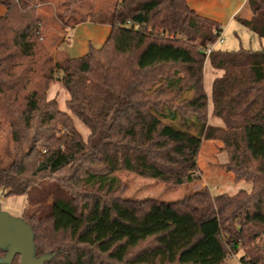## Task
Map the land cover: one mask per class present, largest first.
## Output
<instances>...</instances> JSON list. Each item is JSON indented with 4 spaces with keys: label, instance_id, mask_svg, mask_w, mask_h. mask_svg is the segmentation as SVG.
Segmentation results:
<instances>
[{
    "label": "trees",
    "instance_id": "obj_1",
    "mask_svg": "<svg viewBox=\"0 0 264 264\" xmlns=\"http://www.w3.org/2000/svg\"><path fill=\"white\" fill-rule=\"evenodd\" d=\"M83 1L60 6L75 14ZM44 5L0 0V134L8 131L14 147L0 168L1 195H26L47 179L70 197L66 208L54 201L46 212L41 203L23 219L35 257L44 264H224L241 251L240 264H264V50H213L209 67L222 75L207 95L201 47L222 30L186 0H115L97 20L110 26L106 41L59 60L37 35ZM245 7L250 18L236 20L264 39V0ZM173 27L180 38L160 36ZM54 82L67 95L64 110L47 98ZM211 140L222 143L227 170L250 192L200 187L178 201L117 198V171L195 184L201 142ZM4 255L0 249V264H19Z\"/></svg>",
    "mask_w": 264,
    "mask_h": 264
},
{
    "label": "rangeland",
    "instance_id": "obj_2",
    "mask_svg": "<svg viewBox=\"0 0 264 264\" xmlns=\"http://www.w3.org/2000/svg\"><path fill=\"white\" fill-rule=\"evenodd\" d=\"M49 5L41 6L38 11L41 16L40 40L43 41L45 49L51 53L54 59H64L68 55L72 58H80L88 52L91 45L93 48L100 47L107 39L109 26L98 24L100 17H106L113 9L115 0H84L81 5L75 7V14L64 13L61 7V0H48ZM4 7V6H3ZM5 8V7H4ZM6 9V8H5ZM3 10L1 7L0 12ZM6 12V11H5ZM5 14V13H4ZM3 14V15H4ZM61 15V16H60ZM240 16L250 18V13L246 7L239 13ZM79 28L73 30L75 22L81 21ZM223 41L216 45V49L226 51H238L240 49L264 50V39L242 26L238 21H234L223 29ZM64 45V46H63ZM63 46V50L60 49ZM66 51V52H65ZM68 54V55H67ZM222 75V72L212 70L209 67L208 59L204 60L203 78L204 90L209 95V88L213 78ZM47 98H55L59 106L64 110V102L67 98L61 83L54 82ZM77 129L85 139L88 131L82 129L79 123ZM209 124L220 126L218 120H210ZM62 132H57L50 143L51 148L59 142ZM199 154L197 156V172L199 178L195 184L180 185L175 187L154 178H144L136 174L125 171L114 173L116 179L120 181V188L117 198L125 200H149L153 199L161 202L178 201L184 196L196 191L197 188L206 187L211 194H236L241 190L251 191V185L245 181H235L234 174L227 170L229 161L226 150L221 142L217 140L202 141ZM13 146L8 131L0 134V168H5L10 164L13 157ZM43 150V149H42ZM46 152L43 150L42 153ZM64 204L70 203V197L55 182L43 180L39 185L23 196L3 197L0 192V211L8 213L10 216L23 219L36 211L35 206L43 204V210L48 212V206L52 202ZM243 252L234 254L229 252L224 264H240Z\"/></svg>",
    "mask_w": 264,
    "mask_h": 264
},
{
    "label": "water",
    "instance_id": "obj_3",
    "mask_svg": "<svg viewBox=\"0 0 264 264\" xmlns=\"http://www.w3.org/2000/svg\"><path fill=\"white\" fill-rule=\"evenodd\" d=\"M262 248L264 251V241ZM0 249L5 251V262L14 256H18L19 264H44L46 260L43 256L35 257L31 227L3 211H0Z\"/></svg>",
    "mask_w": 264,
    "mask_h": 264
},
{
    "label": "crops",
    "instance_id": "obj_4",
    "mask_svg": "<svg viewBox=\"0 0 264 264\" xmlns=\"http://www.w3.org/2000/svg\"><path fill=\"white\" fill-rule=\"evenodd\" d=\"M186 1L188 7L191 10H193L198 16L214 21L223 31L225 26H229L234 21H237L236 17H238L239 13L245 8V4L247 0H186ZM2 8L3 10L0 12V17H2V15L6 11V9L3 6ZM78 28L79 25H76L74 28L70 30L71 33L73 32L74 29L77 30ZM108 31L110 32V26ZM63 46H60L61 50H63ZM68 57L72 58L69 55Z\"/></svg>",
    "mask_w": 264,
    "mask_h": 264
},
{
    "label": "built area",
    "instance_id": "obj_5",
    "mask_svg": "<svg viewBox=\"0 0 264 264\" xmlns=\"http://www.w3.org/2000/svg\"><path fill=\"white\" fill-rule=\"evenodd\" d=\"M133 23H131L130 21L127 23V25H132ZM135 27L137 28V26L135 25ZM177 28L176 27H173L170 29V31H167V32H161L160 33V36H164L166 38H169V39H177V38H180V35L176 32ZM223 41V32L220 33L218 35V37L216 38V40L213 42V43H209L207 46L205 47H201V51L203 52L204 56H205V59L207 60L210 53L215 50L216 48V45L218 43H222Z\"/></svg>",
    "mask_w": 264,
    "mask_h": 264
}]
</instances>
